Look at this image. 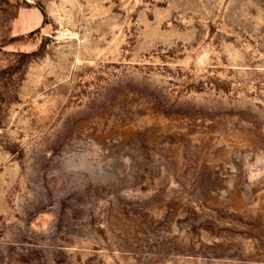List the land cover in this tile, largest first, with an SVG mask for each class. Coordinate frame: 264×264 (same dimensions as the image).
I'll list each match as a JSON object with an SVG mask.
<instances>
[{
  "label": "rangeland",
  "instance_id": "obj_1",
  "mask_svg": "<svg viewBox=\"0 0 264 264\" xmlns=\"http://www.w3.org/2000/svg\"><path fill=\"white\" fill-rule=\"evenodd\" d=\"M0 264H264V0H0Z\"/></svg>",
  "mask_w": 264,
  "mask_h": 264
},
{
  "label": "trees",
  "instance_id": "obj_2",
  "mask_svg": "<svg viewBox=\"0 0 264 264\" xmlns=\"http://www.w3.org/2000/svg\"><path fill=\"white\" fill-rule=\"evenodd\" d=\"M38 7L41 8L44 16L46 17L47 16V12H46L45 8L42 5H40V4L38 5Z\"/></svg>",
  "mask_w": 264,
  "mask_h": 264
}]
</instances>
